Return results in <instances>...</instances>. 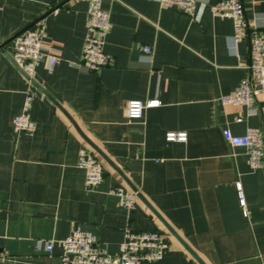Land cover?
I'll return each mask as SVG.
<instances>
[{"label":"crops","instance_id":"0c3cea01","mask_svg":"<svg viewBox=\"0 0 264 264\" xmlns=\"http://www.w3.org/2000/svg\"><path fill=\"white\" fill-rule=\"evenodd\" d=\"M220 1L198 0L192 18L159 0H105L112 23L105 50L114 62L91 72L81 62L85 1L0 0V249L14 240L20 253L1 254L0 264H63L59 242L75 226L113 255L126 229L164 231L169 248L157 264H198L141 200L128 211L111 194L133 187L206 264H264V168L252 171L247 151L223 138L225 129L264 134V93L252 108L221 101L249 74L250 40L235 43L233 21L212 14ZM241 1L264 35V0ZM42 18L44 50L59 62L53 71L37 68L36 132L18 135L13 119L28 83L9 51ZM142 45L153 46V55L142 54ZM153 99L161 107L127 118L129 101ZM169 131L188 139L168 143ZM91 145L104 155L96 152L104 178L94 192L78 167L80 149ZM47 241L55 242L52 254Z\"/></svg>","mask_w":264,"mask_h":264},{"label":"built area","instance_id":"2783aa9c","mask_svg":"<svg viewBox=\"0 0 264 264\" xmlns=\"http://www.w3.org/2000/svg\"><path fill=\"white\" fill-rule=\"evenodd\" d=\"M88 5L87 32L83 46L82 64L91 72H97L113 64L114 59L105 50L106 39L112 29L110 13L104 8L105 0H82ZM162 7L176 9L192 18L197 16L198 0H159ZM215 17L229 18L233 21V41L238 43L250 40L249 74L239 87L227 96L221 98L224 105H242L252 108L256 98L264 93V35L257 33L258 25L251 22L245 13L241 0H223L211 7ZM250 34L252 36H250ZM47 37L45 19L36 21L32 27L24 30L12 40L10 55L14 63L24 72L28 89L22 112L13 119V130L16 134L33 135L37 125L31 117L32 104L35 98L34 77L37 68L45 63L49 71H53L59 62V57L44 50ZM142 54L152 56L154 48L142 45ZM160 100L148 101L131 100L126 105V116L129 120H141L146 109L161 107ZM264 112V108H263ZM238 118L237 122H242ZM223 138L231 147L243 148L247 151L248 164L252 171L264 168V134L257 128H249L242 136L234 135L230 129L223 130ZM187 132L169 131L166 133L168 143H185ZM78 167L85 171V189L94 192L104 178L103 164L99 155L88 147L79 151ZM239 202L243 214L248 217L246 201L240 183L237 184ZM111 194L119 198V202L126 210H133L139 203L137 192L123 188L114 189ZM164 231H139L126 229L124 240L118 254H110L99 246L96 236L89 231L75 226L70 235L59 242L61 260L63 264H157L161 262L169 248ZM55 242L47 241L45 251L54 252Z\"/></svg>","mask_w":264,"mask_h":264},{"label":"water","instance_id":"95a60500","mask_svg":"<svg viewBox=\"0 0 264 264\" xmlns=\"http://www.w3.org/2000/svg\"><path fill=\"white\" fill-rule=\"evenodd\" d=\"M12 58V56H11ZM13 60V58H12ZM18 67V66H17ZM19 68V67H18ZM21 73L25 76L26 79H29L28 76L19 68ZM34 87H38L35 81H33ZM92 146V145H91ZM94 151L99 155L104 157V155L98 150V148L92 146ZM133 191L137 192L138 198L148 207V209L157 217V219L162 223L166 231L176 238L182 246L190 253V255L196 260L198 264H206L204 260L190 247V245L177 233V231L168 223V221L155 209V207L141 194L136 188L133 187ZM7 253L10 257H19L20 253L18 250V242L14 240H8L6 246L0 249V255Z\"/></svg>","mask_w":264,"mask_h":264},{"label":"trees","instance_id":"16d2710c","mask_svg":"<svg viewBox=\"0 0 264 264\" xmlns=\"http://www.w3.org/2000/svg\"><path fill=\"white\" fill-rule=\"evenodd\" d=\"M32 27V26H31ZM30 28V27H29Z\"/></svg>","mask_w":264,"mask_h":264}]
</instances>
